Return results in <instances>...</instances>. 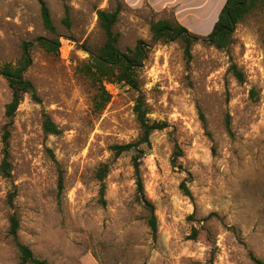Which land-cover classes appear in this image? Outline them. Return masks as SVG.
<instances>
[{"label":"rangeland","instance_id":"374dc122","mask_svg":"<svg viewBox=\"0 0 264 264\" xmlns=\"http://www.w3.org/2000/svg\"><path fill=\"white\" fill-rule=\"evenodd\" d=\"M44 1L56 33L45 29L37 0H0V64H17L27 45L31 63L24 77L39 97L25 96L11 126L12 176L0 175V264H19L9 234L14 212L18 240L51 264H257L251 254L264 262V9L236 25L227 51L194 42L188 65L180 39L155 40L150 30L158 20L177 21L172 10L156 11L148 0ZM117 7L118 46L125 52L138 41L146 44L141 92L149 117L167 124L144 146L140 167L155 208L156 238L136 199L134 153L115 158L111 151L140 136L134 113L139 92L106 84L111 100L95 112L96 91L77 73L88 50L105 42L97 11ZM66 10L70 27L63 22ZM197 29L188 30L200 36L211 31ZM41 38L59 40L58 52L48 53ZM232 63L244 82L231 73ZM10 100L0 75V163ZM44 113L61 134H45ZM176 144L182 156L174 166ZM103 164L109 166L105 204L96 177Z\"/></svg>","mask_w":264,"mask_h":264},{"label":"trees","instance_id":"16d2710c","mask_svg":"<svg viewBox=\"0 0 264 264\" xmlns=\"http://www.w3.org/2000/svg\"><path fill=\"white\" fill-rule=\"evenodd\" d=\"M40 4V12L43 25L45 29L52 33H56V26L52 20L51 12L44 0H37ZM264 9V0H226L222 8L218 20L215 22L211 32L206 36H200L191 33L186 27L181 25L178 21H171L168 19L158 20L151 25V33L155 40H165L178 38L184 44V55L186 62L189 65L192 61V46L198 40H203L214 46L218 50L227 51L233 44V33L236 25L242 21L246 16L253 14L258 10ZM121 8L117 7L114 10L100 9L97 11L98 22L105 34V42L96 51H90L89 58L77 67V73L89 80L91 86L96 93L93 98V108L95 112H101L105 109L111 100V94L106 88V84L126 85L137 92L139 95L135 101L134 113L137 122L139 123L141 133L135 142L127 144H116L111 146L115 158L124 153L133 152V166L136 177V199L142 204L143 208L148 214V225L154 238H156L158 226L155 215V208L153 203L145 196L143 180L141 178L140 167L144 157V146L150 145V137L155 131L166 128V123L162 121H155L149 117V109L146 103L144 94L141 92L140 71L143 66V60L146 57L147 46L143 41H138L134 48H128L125 52L121 51L118 44L120 40V33L116 32L114 27L118 21ZM63 22L67 27L71 26V20L68 10ZM39 45L48 53L58 52L60 42L57 39L48 40L41 38ZM26 52L17 64L5 63L0 64V75L4 77L8 83L11 91V100L6 105L5 117L6 124L3 126V133L1 141L3 144L2 161L0 163V175L4 179H9L12 176V162L10 154V138L11 126L16 112L24 100L26 95H30L35 101H39V97L33 82L24 77L26 68L31 63L28 50L25 46ZM230 71L233 76L239 81H245V75L236 63L230 65ZM256 90H252L251 97L256 99ZM204 121V116L200 114ZM226 126L229 129V116L226 119ZM43 130L48 135H59L62 130L53 122L51 117L43 114ZM182 156L181 148L176 144L172 157V163L177 166V160ZM109 172V166L103 164L96 173L98 181L101 183L100 195L101 202L105 204V179ZM59 191L63 190V177L60 174L58 179ZM182 188L187 196H190L189 189L186 184H182ZM16 190H13L8 195V204L13 207L16 198ZM9 234L13 237L17 249L19 251V264H51L46 259H39L34 256L33 251L25 244L18 240V231L20 228V220L18 215L14 212L10 216ZM252 260L257 264H264V262L253 254Z\"/></svg>","mask_w":264,"mask_h":264},{"label":"crops","instance_id":"0c3cea01","mask_svg":"<svg viewBox=\"0 0 264 264\" xmlns=\"http://www.w3.org/2000/svg\"><path fill=\"white\" fill-rule=\"evenodd\" d=\"M148 2L156 11L172 10L181 25L199 33L197 28L201 27L209 26V30H212L226 0H148Z\"/></svg>","mask_w":264,"mask_h":264}]
</instances>
